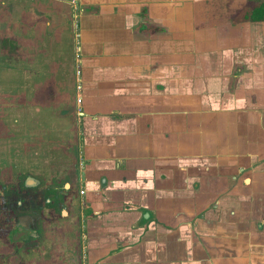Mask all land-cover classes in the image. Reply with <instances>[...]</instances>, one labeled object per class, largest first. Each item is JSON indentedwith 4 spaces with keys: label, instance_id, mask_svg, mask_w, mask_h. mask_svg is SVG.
I'll list each match as a JSON object with an SVG mask.
<instances>
[{
    "label": "crops",
    "instance_id": "0c3cea01",
    "mask_svg": "<svg viewBox=\"0 0 264 264\" xmlns=\"http://www.w3.org/2000/svg\"><path fill=\"white\" fill-rule=\"evenodd\" d=\"M232 2L0 3L13 42L21 15L24 166L64 193L26 201V264H264L263 24Z\"/></svg>",
    "mask_w": 264,
    "mask_h": 264
},
{
    "label": "flooded vegetation",
    "instance_id": "af4514ba",
    "mask_svg": "<svg viewBox=\"0 0 264 264\" xmlns=\"http://www.w3.org/2000/svg\"><path fill=\"white\" fill-rule=\"evenodd\" d=\"M14 37V36H13ZM16 37H14L15 39ZM17 40L15 39V42ZM10 64H5L9 67ZM3 65L0 64V70ZM21 129L13 125V121L5 118L0 125V262L2 264H26L25 260L31 247L37 248L39 236L34 219L26 212V201L29 209L36 217L43 213L42 204L54 207L59 204L64 193L59 187H51L45 191H38L39 185L24 166L25 142ZM38 148L40 145H37ZM20 158V162H16ZM29 182H36L29 186ZM36 185V186H35ZM46 197V198H45ZM55 221V220H54ZM28 235H22V231ZM30 246V247H29ZM4 260V261H3ZM9 260V261H8ZM1 264V263H0Z\"/></svg>",
    "mask_w": 264,
    "mask_h": 264
},
{
    "label": "rangeland",
    "instance_id": "374dc122",
    "mask_svg": "<svg viewBox=\"0 0 264 264\" xmlns=\"http://www.w3.org/2000/svg\"><path fill=\"white\" fill-rule=\"evenodd\" d=\"M11 0H0L1 2H6L9 8L11 9L13 6L17 4L18 0H13L12 3H10ZM235 3V7L230 10L229 17H231L232 22L236 23H244V21H248L251 18L245 19L244 17L247 15L244 12L248 11L249 15L253 8H255L257 5H263L264 0H233L232 4ZM18 5V4H17ZM18 6H22L19 4ZM25 11L24 8L20 9ZM7 10L5 8L0 7V25L1 23L3 26L1 28L5 29V21L3 20V16L7 15ZM27 11V9H26ZM13 14L11 16V20L15 21V28L11 31H9L11 34H13L16 38V42L14 40H10L9 38H6V33L3 30H0V64L3 65V70L5 67V64H10L9 69L10 72L7 71H0V125L2 124V120L5 118H8L10 120H13L14 118L19 119V122L21 118H25L27 114L24 113V111H21L20 107L22 105L21 103V93H16L20 88H17V83H22L23 78L21 75V69H22V47L21 44L18 41V38L20 39L21 30L16 29L20 28V25H18V22H21V15L19 14L18 10H13ZM27 15H25L26 17ZM27 18V17H26ZM9 19V18H7ZM251 22H254L256 25H261L262 22L260 19L256 18L255 20H250ZM8 35V33H7ZM64 49H62V58L61 60L66 59V65L68 64L71 66L73 62V46L72 42L65 43ZM3 50L6 51V55L3 53ZM65 56V57H64ZM73 68V65H72ZM20 71V72H18ZM20 158L17 159L16 162H20Z\"/></svg>",
    "mask_w": 264,
    "mask_h": 264
},
{
    "label": "trees",
    "instance_id": "16d2710c",
    "mask_svg": "<svg viewBox=\"0 0 264 264\" xmlns=\"http://www.w3.org/2000/svg\"><path fill=\"white\" fill-rule=\"evenodd\" d=\"M245 14H247L244 18H251L250 20H255L256 18L260 19L263 24V36H264V4L263 5H257L255 8L252 9V11L249 12L245 11Z\"/></svg>",
    "mask_w": 264,
    "mask_h": 264
}]
</instances>
